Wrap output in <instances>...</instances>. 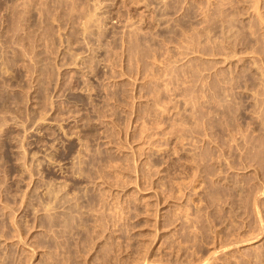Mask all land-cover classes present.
Wrapping results in <instances>:
<instances>
[{
  "label": "rangeland",
  "instance_id": "rangeland-1",
  "mask_svg": "<svg viewBox=\"0 0 264 264\" xmlns=\"http://www.w3.org/2000/svg\"><path fill=\"white\" fill-rule=\"evenodd\" d=\"M0 264H264V0H0Z\"/></svg>",
  "mask_w": 264,
  "mask_h": 264
},
{
  "label": "bare ground",
  "instance_id": "bare-ground-1",
  "mask_svg": "<svg viewBox=\"0 0 264 264\" xmlns=\"http://www.w3.org/2000/svg\"><path fill=\"white\" fill-rule=\"evenodd\" d=\"M257 2V1H256ZM257 4H258V2H257ZM253 5V4H252ZM198 7V6H197ZM257 10H259L258 8H257ZM259 15V14H258ZM88 21V20H87ZM254 30V29H253ZM195 40V39H194ZM199 41H201V40H199ZM190 46V45H189ZM200 53V52H199ZM195 54V53H194ZM256 64V63H255ZM200 66V65H199ZM197 67V66H196ZM217 144V143H216ZM176 148V147H175ZM179 154V153H178ZM231 166V165H230ZM26 243V242H25Z\"/></svg>",
  "mask_w": 264,
  "mask_h": 264
}]
</instances>
